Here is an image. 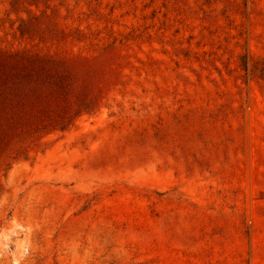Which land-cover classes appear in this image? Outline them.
<instances>
[{"label": "rangeland", "instance_id": "1", "mask_svg": "<svg viewBox=\"0 0 264 264\" xmlns=\"http://www.w3.org/2000/svg\"><path fill=\"white\" fill-rule=\"evenodd\" d=\"M11 60L60 74L0 117V264H264V0H0Z\"/></svg>", "mask_w": 264, "mask_h": 264}, {"label": "trees", "instance_id": "2", "mask_svg": "<svg viewBox=\"0 0 264 264\" xmlns=\"http://www.w3.org/2000/svg\"><path fill=\"white\" fill-rule=\"evenodd\" d=\"M0 75V117L18 109H26L36 103V97L45 81L60 74L55 66L46 60H11ZM61 79V76L58 78Z\"/></svg>", "mask_w": 264, "mask_h": 264}]
</instances>
